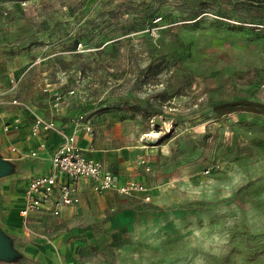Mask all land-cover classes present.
I'll use <instances>...</instances> for the list:
<instances>
[{"label":"rangeland","instance_id":"obj_1","mask_svg":"<svg viewBox=\"0 0 264 264\" xmlns=\"http://www.w3.org/2000/svg\"><path fill=\"white\" fill-rule=\"evenodd\" d=\"M10 44L151 194L93 191L77 222L29 236L65 231L81 264H264V113L216 109L264 106V0H0Z\"/></svg>","mask_w":264,"mask_h":264},{"label":"crops","instance_id":"obj_2","mask_svg":"<svg viewBox=\"0 0 264 264\" xmlns=\"http://www.w3.org/2000/svg\"><path fill=\"white\" fill-rule=\"evenodd\" d=\"M10 45L12 49L9 46L6 50H0L5 62V68L0 69V229L5 235L14 238L17 246L19 244V250L21 249L28 258V264H81L78 260L79 254L73 251L76 240H68L65 231L50 241L37 240L26 232L27 225L24 227L19 210L28 182L34 177L50 173L52 152L62 142L63 134L72 133L75 134L76 144L81 151L86 156L101 161L103 166L116 176L118 182L142 180L138 177L127 178V145L111 151H105L99 146L94 147L92 138L83 128L86 125L73 124L72 119L76 112L68 110L64 105L58 114H53L52 97L57 91L55 87L52 88L46 82L47 78H43L41 92H37V88L31 83L29 69L44 60L40 58L34 61L31 57L33 51L17 55L16 45ZM49 51L50 49H47V52ZM46 56L52 57L53 54L46 53L45 58ZM43 75L46 76L45 72ZM14 100L18 104L13 103ZM35 116L53 119L58 130L33 135L31 126ZM15 119L20 120L19 127L5 131L4 126L13 123ZM41 143H45L44 148L40 147ZM13 148L16 151H13ZM32 151L36 152V156L30 155ZM105 163L115 167V172L108 169ZM77 193L80 199L78 204L62 207L57 216L47 208L32 213L28 218V226L37 230L55 223L56 220L67 225L77 222L80 218L77 206H95L89 199L93 194L91 181L78 180ZM104 194L102 199H97V206H101L100 203L111 196L110 190Z\"/></svg>","mask_w":264,"mask_h":264},{"label":"built area","instance_id":"obj_3","mask_svg":"<svg viewBox=\"0 0 264 264\" xmlns=\"http://www.w3.org/2000/svg\"><path fill=\"white\" fill-rule=\"evenodd\" d=\"M159 20L160 18H157L155 21ZM81 47V43L77 44V49ZM62 97L58 92L53 93V114H58L61 111L64 103ZM13 103L18 104L16 100ZM81 118L80 116L78 119ZM19 125L20 120L15 119L13 123L5 125L4 129L5 131L11 128L17 129ZM76 125L78 124L76 123ZM57 130L55 121L51 118L35 116L32 121L31 131L33 135ZM40 147L44 148L45 143H41ZM12 150L16 151L15 148ZM30 155L34 157L36 152L32 151ZM50 162V173L32 178L25 189L23 203L19 210V216L25 226L30 214L39 212L44 208L57 216L62 207L78 204L80 199L77 193V182L81 179L90 180L92 190L96 193L116 190L122 195L138 193L145 201L151 199L149 188L144 182L136 179L118 182L116 176L107 170L101 161L86 156L77 146L74 133L63 134L62 142L52 152Z\"/></svg>","mask_w":264,"mask_h":264},{"label":"trees","instance_id":"obj_4","mask_svg":"<svg viewBox=\"0 0 264 264\" xmlns=\"http://www.w3.org/2000/svg\"><path fill=\"white\" fill-rule=\"evenodd\" d=\"M257 1V0H256ZM216 109L220 113L237 111V110H246L255 113H264V106L256 102H252L245 99H240L236 101H229L216 106Z\"/></svg>","mask_w":264,"mask_h":264},{"label":"water","instance_id":"obj_5","mask_svg":"<svg viewBox=\"0 0 264 264\" xmlns=\"http://www.w3.org/2000/svg\"><path fill=\"white\" fill-rule=\"evenodd\" d=\"M14 244H17L14 238L5 235L0 229V257L11 261L20 260L23 254L19 249L15 248ZM23 256L27 258L26 255ZM26 260H28V258Z\"/></svg>","mask_w":264,"mask_h":264}]
</instances>
